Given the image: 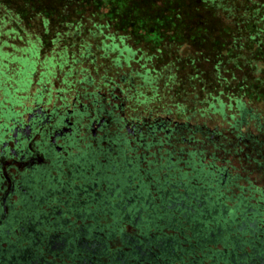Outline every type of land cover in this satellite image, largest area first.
Listing matches in <instances>:
<instances>
[{"label": "trees", "instance_id": "obj_1", "mask_svg": "<svg viewBox=\"0 0 264 264\" xmlns=\"http://www.w3.org/2000/svg\"><path fill=\"white\" fill-rule=\"evenodd\" d=\"M40 1L18 0L17 9L26 15L22 8L35 10ZM58 1L63 16L100 14L134 45L147 44L151 56L130 49L121 35L101 37L103 28L81 31L78 22L55 31L48 49L60 36L73 41L81 35L85 52L96 50L122 72L131 66L145 114L162 116L152 119L160 121L147 136H157L152 139L164 159L148 155L143 172L132 166L124 181L143 186L133 195L148 202L146 223L134 233L146 241L134 235L135 243L112 247L100 240L94 264H232L234 240L264 233V0H53L47 7L55 10ZM38 49L32 42L20 52L32 59ZM132 161L118 167L129 170ZM148 178L154 185L144 182ZM95 226L103 232L109 225ZM203 246H212L211 253Z\"/></svg>", "mask_w": 264, "mask_h": 264}, {"label": "flooded vegetation", "instance_id": "obj_2", "mask_svg": "<svg viewBox=\"0 0 264 264\" xmlns=\"http://www.w3.org/2000/svg\"><path fill=\"white\" fill-rule=\"evenodd\" d=\"M65 37L52 50L51 39L44 50L37 42L32 59L13 49L0 56V264H94L100 240L146 241L133 234L145 228L148 202L133 195L143 186L121 181L132 166L142 173L148 155L164 159L157 136H147L162 116L145 114L131 66L122 72L96 50L85 52L81 35ZM129 160V170L118 167ZM99 221L109 225L103 232L94 227ZM258 235L234 240L232 264H264Z\"/></svg>", "mask_w": 264, "mask_h": 264}, {"label": "rangeland", "instance_id": "obj_3", "mask_svg": "<svg viewBox=\"0 0 264 264\" xmlns=\"http://www.w3.org/2000/svg\"><path fill=\"white\" fill-rule=\"evenodd\" d=\"M9 1L13 3H9ZM48 1L51 2L53 0H43L42 3L40 1V6L36 7L35 10L22 8L23 10H27L26 15H24L19 11V9H17L18 0H0V48L2 51L10 52L13 49L12 52L14 53V49L21 50L22 48H28L31 46L32 42L37 44L38 41L35 39V37H40L39 43L40 46L42 45V49L44 50V48L49 45L50 39L55 36V31H66L68 27L73 28V26H75V24L78 22L80 23L81 27H78L77 29L81 31H86L88 28H91V26L103 28L101 37L108 35V37L113 36L114 38H117L118 35H121V37H123L122 39H124V43L131 46L134 50L140 49L146 51V55L151 53L148 51L149 49L147 48V44L143 43L140 45H134L135 42L133 39H131L130 35L116 33L110 26H107L106 19L100 14H93L90 12V10L84 13H76V11L71 10V14L68 17H65L62 14L65 15L66 12L63 11L61 14L60 11L63 1H58L59 4H55V7L57 6V8L53 11L47 7ZM68 23L69 25H67ZM65 25H67V28ZM71 30L70 32H73ZM61 37L62 36H60V38ZM5 43L7 45L4 46L3 44ZM18 53H20V51ZM149 56H151V54ZM105 172L107 175H109L107 171ZM107 179L108 178H105L103 180ZM107 182L111 183L112 181L110 182L107 180ZM144 182H150L152 185H154V182H152L150 178L145 179ZM121 183L124 184V181H121ZM151 188L153 187L151 186ZM125 191L127 190L125 189ZM122 194L125 195L126 192ZM118 224L120 225V223ZM126 229L129 230L123 225L121 232L126 231ZM130 230L131 232L133 231L132 228H130ZM149 234L153 235L155 234V231L151 229ZM120 243L121 242H115V244L118 246ZM110 245L114 247L111 242Z\"/></svg>", "mask_w": 264, "mask_h": 264}]
</instances>
